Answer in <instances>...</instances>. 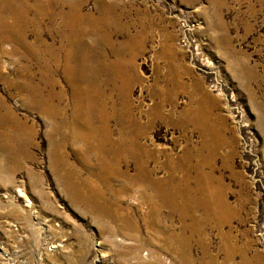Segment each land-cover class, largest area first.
I'll return each mask as SVG.
<instances>
[{
  "label": "rangeland",
  "instance_id": "374dc122",
  "mask_svg": "<svg viewBox=\"0 0 264 264\" xmlns=\"http://www.w3.org/2000/svg\"><path fill=\"white\" fill-rule=\"evenodd\" d=\"M23 1L55 19L28 28L37 58L0 37V264H264V0ZM70 8L108 145L57 131L74 89L66 43L55 67L47 49ZM24 70L63 112L28 102Z\"/></svg>",
  "mask_w": 264,
  "mask_h": 264
},
{
  "label": "bare ground",
  "instance_id": "6f19581e",
  "mask_svg": "<svg viewBox=\"0 0 264 264\" xmlns=\"http://www.w3.org/2000/svg\"><path fill=\"white\" fill-rule=\"evenodd\" d=\"M15 2L17 3V6H15ZM27 5L28 4H26L23 0H0V37L2 38V40H4V42L12 41L13 43H15L18 47H20V49L22 48L28 56H33L37 58V52L34 49L33 44L28 42L27 40L30 37L28 28L32 26L35 29L37 25H40L42 22L45 21V18L53 21L55 19V16L49 14L47 15L46 13L48 11L47 9H49L51 6ZM73 8L78 9L76 6H73ZM76 9L70 8V13L61 12L57 14V16H59L63 20L64 27L68 28L69 31L66 32V34L63 32H59V36L62 38L61 46L56 48L51 45L47 49L49 63H52L55 67V65H60L58 54L64 53L65 49L63 43H66L65 48H68L65 52L68 56H66V59H64V64L62 63V65L60 66L64 67V73L69 82L72 84V89H74L73 95L71 97L73 98L71 115L72 123L67 124L66 122L62 121L60 126L57 127V131L60 132L65 126H67V128L70 129L72 135L81 140H85L88 138H100V144H107L108 142L111 143L109 141V120L105 113V106L102 102L101 95L95 91L97 87V82L95 79L96 75L92 72L90 63L91 61L87 59V56H85L84 54L82 55V51L88 54L90 52V49L85 48L82 45V41L85 37V32H83L79 28L83 23L82 21H84L85 19L82 18L83 16L80 15L79 10ZM30 12H33L34 16L33 18L29 19L27 18V14L29 15ZM102 21H105V19H103ZM35 36L37 43L40 44V46H43V43L41 41V35L35 32ZM103 42H105V44L107 43L106 40H103ZM25 71L26 70H24V72ZM27 71L24 74L22 90L27 94L28 102L37 103V106H43V109L46 111V114L49 113L54 117L59 115L60 108L58 109L55 106H51L50 102L55 98L57 99V101H60V98L58 96L53 95L51 91L50 96L45 100L46 105H43L41 100L36 97V90L31 85V77L33 78V76ZM119 76L120 75H117L116 73L114 74L115 81H118V79H120ZM51 86H55L54 81L52 82ZM100 87L101 86L99 85V88ZM129 106L127 112H124L122 114V111L118 114V117H120L119 124L121 125V131L123 132L126 127L130 128V130L133 131L137 129V122L133 120L134 118L132 119L130 117L131 115L129 112ZM60 112H63V109H60ZM6 113H10V110L7 107L5 110V115ZM1 115L2 114L0 113V122L4 121L5 117L4 114V116ZM141 128L143 129V127ZM123 132L121 133V136H123V140L127 139L129 141L131 137H125L126 135L125 133L123 134ZM130 142L131 145L133 144V146L130 145ZM130 142L128 143L130 147L136 148V153H140L141 155V153L143 152V148L141 149L139 146H137V141L135 137L133 140L131 139ZM99 143L93 142V146H99ZM118 145L122 146V143H119Z\"/></svg>",
  "mask_w": 264,
  "mask_h": 264
}]
</instances>
